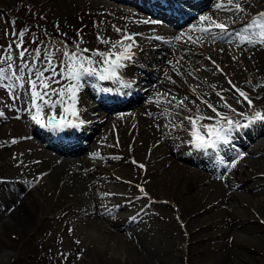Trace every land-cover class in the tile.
<instances>
[{"label": "bare ground", "instance_id": "1", "mask_svg": "<svg viewBox=\"0 0 264 264\" xmlns=\"http://www.w3.org/2000/svg\"><path fill=\"white\" fill-rule=\"evenodd\" d=\"M23 1L24 4L31 3L36 6L35 8L45 10L49 16L52 14L53 17L51 19L53 18L52 20L55 21L65 17L76 20L77 12L83 11L88 6L91 7L92 12L99 13L100 10H105L107 12L105 16L110 20L120 16L123 18L120 23L111 22L110 24L113 25V28L108 25L105 27L102 38L111 39L113 42L119 40L122 33L118 34L115 27L121 28L123 32L139 33L140 36H136L137 47L132 50L138 63L137 67L135 65L134 67L147 69L148 72L145 71L147 72L146 74L150 79L152 78L153 81H156L154 85H150V90L147 93V98L156 103V108L147 109L146 114L139 113L138 118L133 116L132 112L129 114L131 115L130 118L125 119L126 123L129 121V125L131 122L138 120L133 128L138 134L134 145H137V151L142 157L139 160L144 165L143 169L145 172L143 176L145 179H150L147 187H144V190L148 192V197L138 196L143 199L140 201L139 206L128 207L122 196L128 198L130 195L125 192L121 194V187L116 184H106L104 180L94 178L99 171L98 166H109L108 160L103 161L100 157L106 155V151L95 146L101 136H96L95 142L88 153L85 151L81 155L78 154V151L82 150L83 146L72 147L74 149L53 146L58 149L57 154L47 149L39 148L33 151L38 157V161L48 162L45 167L49 170V178L54 184L58 183L59 190L64 194L76 190L77 193L82 195L90 189V184L102 189L103 193L111 194L106 197L103 208L100 205L103 200H95L93 203L92 220L95 221L93 223L94 230L109 235L123 243H132L131 249L135 251L136 248L134 247H138L139 249H137L141 254L139 256L141 259L142 257L145 258L146 264H175L170 255L176 253L177 257L180 256L181 248L178 241L183 237L182 230L179 229V234L174 236V233L163 225L164 233L163 231L161 233H163L162 235L165 238V244L158 245L152 238L148 237V230L144 226V218L150 217L152 214L153 207L148 202L150 199H154L152 193L154 187L159 185L163 187L165 185L169 188L174 182H177L181 186V193L188 198L194 199L195 204H197V209L192 214L193 216L190 215L189 219L182 220L186 235L183 248L185 249L188 264H190L193 254L190 250V245L193 243L203 245L211 240H214V244L206 246L204 251L215 253L218 257L215 261L217 264H242V261L247 264H264V249L260 248V246L264 247V176L261 175L264 174V168L261 167H264V122L253 123L249 126L251 130L244 132L246 139H236V146L230 145V150L224 151V154L228 155L225 164L231 163L232 160H237L236 167L227 168L225 164L217 163L216 160L213 165H208L188 153L179 152L177 154L172 143L177 139L176 133L169 126L166 118L161 120L158 117L160 113L170 114L176 119H182L184 114L214 116L215 113L207 111L200 103V100L197 102L194 99L200 97L213 102L221 113H226L235 120H245L243 116L232 113L229 109L220 106L222 102L215 93L217 91L221 92L219 86L223 84V81L220 80L223 78L224 80L226 79V82L231 80L238 88L246 91L252 100L255 99L251 109L246 102L236 103L237 100H242L243 98L237 95V98L231 99L233 97L232 93H230L231 89L225 84L227 90L225 99L232 101L230 103L227 100L236 109L237 113L242 112L247 116H251L255 111L264 110V48L259 45L251 47L247 44L237 47L235 42L231 44L224 41L214 42L209 37L192 30V26L201 25L200 19L194 21L191 27L177 31L152 25L151 23H143V21H150L151 19L140 10H148L136 5L133 0ZM218 2L220 0H215L212 6L215 7ZM0 4L16 8L22 4V0H2ZM133 6L138 7V9ZM244 7L250 15H255L257 12L264 11V0H249L248 3L244 4ZM199 9L197 8L194 11L195 14ZM201 16H212L218 21H223L228 24L229 29L233 32H240L242 26L249 19V16L243 14L234 15L231 12L213 8L200 13L199 18ZM84 20L87 21L88 19ZM146 34H152L154 38L147 39L142 36ZM181 34H183L182 39L179 41L175 40V37ZM156 36L163 39L157 40L155 39ZM189 36L192 37L193 41L197 42L188 41ZM198 37L199 40H197ZM93 45L97 46L93 47V50L108 51L109 49V45L102 44L99 40L93 42ZM80 46L91 48V45L89 47L87 43H83ZM221 48L224 49L223 52L220 51ZM205 54L211 55L212 59L209 64L201 63L205 64L204 67L207 68L206 71H203L199 67L200 64L198 65L196 61L198 59L206 60L203 57ZM233 57L237 59L234 60ZM211 61H215L223 69L222 77L217 75L220 72L211 66ZM149 65H152L154 69L150 70ZM189 72L194 76L195 83L188 88L182 89L184 90L182 95L176 97V100H172V96L169 93L167 94L166 89L178 88L176 84L170 83L173 74L186 77ZM221 94L223 95L222 92ZM234 95L236 94L234 93ZM185 96L188 97L185 103L191 109V112L175 106L176 102L182 100ZM79 98L83 99L82 103L84 106L89 107L90 113L87 114L92 120L89 124L94 129H97V123L103 120L105 116H108L106 127L114 123L117 128L122 127V125L114 119L129 117V115L109 116L105 114L95 121L94 119L98 116L97 110L104 106L103 103L99 102L97 106L95 101L91 102L90 99L83 96ZM85 99L88 100L87 103ZM168 101H171V103H168ZM191 101H196V104L193 105ZM131 102L132 100L128 101L127 104ZM157 107L163 109H158ZM198 107H202L203 110H199ZM175 115L181 117H176ZM213 122L211 120L203 121V123L207 124ZM122 129L126 131V127ZM109 133V131L106 132L104 130L102 141L113 144V141L108 136ZM125 138L121 139L126 140L127 144L128 135ZM39 142L44 145L41 139ZM20 145L21 143L15 145L16 151L12 160L14 162H21L32 155L29 151H23L22 153L17 151ZM93 149L97 150V155L91 158L89 152ZM74 151L77 154L71 153ZM68 153L71 154L67 155ZM132 154L134 155L135 153ZM241 155L242 158H240ZM116 156L118 157L119 155ZM178 159H183V162L178 161ZM35 162H29L27 166L24 164L21 178L30 179L37 177L42 166L41 163ZM167 162L171 165L170 168L177 170L176 175H170L169 172L171 170L166 168L165 165ZM23 163H26V161ZM215 164H219V166ZM226 169H229L228 173L225 172ZM47 170L44 171L47 172ZM109 179L110 176L106 175V180ZM174 179L176 181H173ZM40 184L41 186L44 185L42 182ZM203 198L209 203V207L199 205L197 200ZM17 202L20 211L27 205L26 200L22 196L17 199ZM40 204L41 202H37V205ZM117 205L119 208L116 209V212L112 215L113 217L100 214L105 211V207L114 208ZM238 206L253 208L255 216L250 218L248 212H241V208ZM236 207L237 210L234 212ZM142 208L143 211H141ZM211 212L218 218L216 220L217 223L208 216ZM132 216H137V219L135 221L130 220L129 218ZM197 218H206V224L195 227ZM109 223L114 225L116 230L109 229ZM215 223H221V227L202 236L203 230L206 227L213 229ZM218 238L225 239V241L217 242Z\"/></svg>", "mask_w": 264, "mask_h": 264}, {"label": "rangeland", "instance_id": "2", "mask_svg": "<svg viewBox=\"0 0 264 264\" xmlns=\"http://www.w3.org/2000/svg\"><path fill=\"white\" fill-rule=\"evenodd\" d=\"M1 2L2 0H0V3ZM3 7L5 6L0 4V9H2L0 11V28L2 31L0 32V46L6 47L8 43L16 39L12 33L23 30L25 32V41L26 39L31 41L36 39L37 41L42 40L47 42L46 46H39L42 49H45L44 54H47V52L50 53L54 64H59L63 59L61 52L57 51L58 49H61L62 41L66 40L67 44L69 42L73 44V38H76L77 31L80 30V34H82V27L87 29L93 35L88 38V41L90 42L91 37L95 41L97 40V34L99 33L101 35L102 27H100V23L105 21V15L101 14V10L99 12L100 14L92 12L93 10L88 6L83 11L77 12L76 20L69 17L61 18L58 23L59 29H57L55 27L57 23L50 22L48 19L53 15L51 14L49 16L45 10L38 11L37 8H32L30 4H26L25 6L18 7L14 10ZM11 11H14L13 13H15V16L13 19H7V21H5L4 15L8 16ZM83 18H88V20L82 22V20H84ZM97 18L99 19L97 20ZM18 24H31L34 29L29 30L26 26L21 27ZM8 26H10V32L7 31L6 27ZM62 33H66L67 36H62ZM42 35L44 36V39H42ZM25 46L34 49L38 46V43L34 46L28 44ZM45 63L46 61L37 66L43 67ZM220 80L223 81V79ZM222 83L224 84V82ZM180 85L187 87V82L184 79H180ZM52 86L59 87V85L56 84H53ZM18 91L19 89H17V92ZM230 93L233 95V97H231L232 99L236 98L233 92ZM5 95V90L0 89V98H3ZM182 122V130L180 132L189 131L191 129L190 123L187 121ZM16 123L22 132L23 126H21L19 122ZM3 124L4 125L0 124V138L3 137L4 132L6 133L11 129V124ZM121 133L122 137L126 136L125 131ZM131 135L132 134H130V136ZM131 139H134V137L132 136ZM12 150L13 148H10V146L0 149V178L17 177V174L22 172L21 169H19V165L15 164L17 161H12L14 155ZM35 160L36 158H29L27 162H35ZM37 161L38 160H36V162ZM37 163H41V171L46 170L45 165H47L48 162L38 161ZM121 166H123V164H121ZM261 167L264 168L263 166ZM117 169L121 170L122 168L118 167ZM14 187L15 185L13 184L8 185L0 183V190L2 189L10 192ZM36 187L37 186L31 187V192L24 197L27 205L24 207L23 211H18L16 208L11 213L4 212L9 209L10 205L13 204V201L8 200V202H4L0 196V264H69L67 259L62 258L57 254L58 250L61 252H67V255L71 257V264H146L144 260L145 258L142 257L141 259L139 256V248L134 247L136 248V250L134 249L135 251L131 249L132 243H123L119 240L113 239L109 235L94 230V222L89 223L86 220L89 217L88 214H90V211L88 210V207L82 206L90 203L91 199L89 194L85 193L82 195L83 198L75 200L73 196L78 197L79 195L74 194V192H67L64 194L59 190L58 183L54 184L53 181H51L49 175L46 176V182L40 189H36ZM161 188V186H158L156 190L158 198L164 195V197L175 201L180 207V214L184 220L189 219L190 215L193 216L192 214L195 213L197 204H195L194 199L188 198L185 194L181 193L180 184L176 183L172 185L170 189ZM7 198H9V195ZM86 198H88V202H86ZM197 201L199 202V205L209 207V203L204 198ZM37 202H41V204L37 205ZM238 207L241 208V212H248L250 218L255 216L253 208L249 209L243 206ZM3 208L6 209L4 210ZM236 210L237 207L234 212H236ZM155 212V222L149 229L148 234L150 237L154 238V241L158 245H164L165 238L161 236L164 226L168 227L170 231L174 233V236L179 234L180 226L173 219L174 215L172 214L175 213L173 207L171 208L165 205L156 209ZM162 212L165 213L164 217L159 216L158 218V215ZM66 216L69 218L68 220ZM208 216L217 223L216 220L218 218L213 212L209 213ZM205 220L206 218H197L194 226L198 227L202 224L205 225ZM67 221L70 222V226L66 225ZM157 223H163L164 226L156 228L155 226ZM216 223L213 229L206 227L203 230L202 236L221 227V223ZM72 226L74 227V230L73 233L69 235L68 228L71 227L73 229ZM111 228H113V226ZM182 235L183 237L178 241L179 246L183 245L185 241L184 239L186 235L183 230ZM74 237L80 241V244L77 245L75 243ZM211 244H214V240L203 245H196V243L190 245V250L193 253L190 259V264H217L215 262L218 258L217 255L211 251H204L206 246H210ZM83 248L85 250H83ZM260 248L264 249L263 246H260ZM78 253L80 254V258L76 259ZM52 257L58 258V260L53 261L51 259ZM170 257L175 264H186L187 256L184 254L183 247L182 250H180L179 257H177L176 253H172ZM242 264L247 263L242 261Z\"/></svg>", "mask_w": 264, "mask_h": 264}, {"label": "snow or ice", "instance_id": "3", "mask_svg": "<svg viewBox=\"0 0 264 264\" xmlns=\"http://www.w3.org/2000/svg\"><path fill=\"white\" fill-rule=\"evenodd\" d=\"M248 2L249 0H220L215 5L217 10L231 12L234 15L249 16L247 23L242 26L240 32H233L229 29L228 24L218 21L212 16H201L199 18L201 25L192 26V30L209 37L214 42L224 41L229 44L235 42L237 47L247 44L251 47L259 45L264 48V11L250 15L244 7V4ZM151 22L149 20L143 21V23ZM55 27L59 29V24L57 23ZM115 30L118 34L122 33L121 38L115 42L111 39H104L99 33L97 34L100 43L109 45L108 51L80 47L83 43V37L80 35V30H78L77 39L73 42L71 49H69L66 40L61 42L62 47L57 51L61 52L63 59L59 64H54L50 54H44L45 49L39 46H46V41L33 40L32 43H38V46L30 49L25 46V32L23 30L13 32L12 35L16 39L8 43L6 47L0 46V89H6L14 102L24 100L23 111L29 114L31 120L41 128L57 133H62L69 127L76 128L78 125L67 119V117L69 115L77 117L78 93L89 83L88 78L99 81L121 80L124 77L123 70L131 64L135 56L132 50L137 47L136 36L140 34L123 32L119 27H115ZM61 35L67 36L66 33ZM182 36L183 34L176 36L175 40H181ZM155 39L161 40L163 38L156 36ZM197 40H199V37ZM188 41L197 42L193 41L191 36L188 37ZM220 51L223 52L224 49L221 48ZM85 53L89 55H85ZM208 59L211 60L210 57ZM233 59L237 58L233 57ZM44 61L46 63L43 67L37 66ZM211 63L216 71L223 73V69L219 64H216L215 61H211ZM189 74L191 75V73ZM57 77L60 79H57ZM62 81H67V83H62ZM172 82L175 83V81ZM228 83L232 89H235L239 97L243 98L237 100L236 103L246 102L250 109L253 108V100L249 97V94L237 88L231 80H228ZM53 84L59 85V87H53ZM25 86H27L25 93L17 92V89L25 88ZM104 90L111 91L110 89ZM193 91L195 90L193 89ZM215 94L222 102L220 106L229 109L232 113L243 116L246 122L242 123L226 113H221L217 106L200 97H197L200 103L205 104L215 115H188L184 116L183 119L188 120L191 125L189 135L192 139L189 141L190 145L195 150L202 151L205 154H208L211 150L216 155V162L225 164L224 158L220 155L222 146L231 144L234 135L242 128L249 127L256 122H264V110L255 111L251 116H247L242 112L237 113L236 109L227 102L220 91ZM172 100H176V97H172ZM187 100L188 97L185 96L182 100H178L175 106L191 112V109L185 103ZM157 102L159 101L157 100ZM168 103H171V101H168ZM191 103L195 105L196 101H191ZM9 107H12L14 111L16 110L15 103L9 105ZM57 109L60 110L59 115H57ZM46 110L47 116H45ZM4 115L5 112L0 110V117ZM204 120L214 122L207 124L203 123ZM80 123H83V121H80ZM10 143L15 144L17 141L13 139ZM240 158H242V155ZM236 164L237 160H232L231 163L225 164V166L234 168ZM139 166L144 167L142 164ZM261 175L264 176V174ZM6 182L4 178H0V183ZM137 187L143 197H148V193L143 187ZM109 195L111 194L105 193V196ZM137 199H140V197H137ZM118 208V205L114 208L105 207V211L100 214L112 216ZM11 210L9 209V211ZM141 211H143V208ZM129 219L135 221L137 216H132ZM68 233L69 235L73 233L71 227L68 228ZM75 243L78 245L80 241L76 240ZM57 254L67 259L71 264V257L67 255V252L58 250ZM79 258L80 254L78 253L76 259Z\"/></svg>", "mask_w": 264, "mask_h": 264}]
</instances>
